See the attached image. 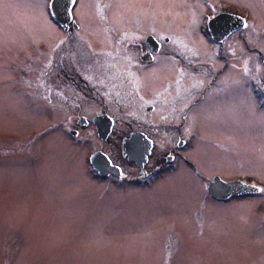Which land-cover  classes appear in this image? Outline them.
I'll list each match as a JSON object with an SVG mask.
<instances>
[{"label": "rangeland", "instance_id": "obj_1", "mask_svg": "<svg viewBox=\"0 0 264 264\" xmlns=\"http://www.w3.org/2000/svg\"><path fill=\"white\" fill-rule=\"evenodd\" d=\"M228 1L248 7L258 34L264 36V0ZM43 2L0 0V264L264 262V230H253L264 221L259 220L264 194L213 202L204 193L205 186L185 177L182 170L167 173L143 192L96 184L84 176L85 154L99 144L119 160V140L112 136L111 143L99 142L93 129L71 139L62 129L47 128L51 113L30 111L21 98L9 94L16 67L27 61L33 71L46 60L31 50L35 43L45 45L52 32ZM192 7L201 13L197 0H113L107 13L128 26L170 13L167 24L161 19L163 27L183 35L189 25V33H195V22L189 21ZM73 12L81 30L96 39L98 2L77 0ZM106 38L111 51L118 52V69H128L136 52L134 38L118 37L113 30ZM108 59L111 54L103 57ZM169 65L164 60L146 69L149 85ZM224 83L222 91L200 105L204 113L199 120L201 138L194 141L195 156L205 170L227 177L240 174L264 187V110L258 109L257 100L250 101L248 88L244 94L239 90L236 75ZM117 110L113 109L119 126L115 130L124 135L139 120L127 115L128 104Z\"/></svg>", "mask_w": 264, "mask_h": 264}, {"label": "flooded vegetation", "instance_id": "obj_2", "mask_svg": "<svg viewBox=\"0 0 264 264\" xmlns=\"http://www.w3.org/2000/svg\"><path fill=\"white\" fill-rule=\"evenodd\" d=\"M50 1L43 2L45 12H48L46 18L51 24L50 39L45 45L35 43L31 48L38 55L36 58L45 56L46 60L33 71L28 68L27 61L16 67L15 85L9 94L21 98V103L30 111L51 113L47 128L62 129L71 139L82 138L80 133L93 129L95 137L92 136L99 142H110L112 136L119 140L121 160L112 158L105 150L103 152L98 144L85 154L84 176L88 174L96 184L106 183L119 189L129 187L143 192L167 173L182 170L185 177L199 181L203 188L205 186L204 193L213 202L264 194L259 191L264 187L240 174L227 177L216 170H205L194 153V141L201 138L199 120L204 112H200V105L216 91H222L224 81L231 75L237 76L239 90L244 94L248 88L250 101L257 100L258 109L264 110V36L258 34L256 21L248 7L228 0H197L201 13L192 7L189 14V21L195 22V33H189V25L181 35L163 27L165 24L161 19L164 18L166 23L170 13L155 20L150 16L149 21H136L134 26H128L127 22H115V18L107 13L113 0H96L100 12L97 15L99 30L94 39L95 35L81 30L73 12L77 0L72 2L69 20L65 24H59L51 15ZM101 1L102 6L99 5ZM111 30L118 37L134 38V59L122 72L117 66L118 52L111 51L106 38ZM141 30L145 32L142 34ZM23 54L26 59L28 55ZM109 54L111 59L103 61V57ZM75 55H80V59H75ZM164 60L170 61L169 69H164L165 74L149 85L144 71ZM126 104L129 106L127 115L139 121L122 135L115 130L119 126L113 109L118 112L117 108ZM100 117L112 121L104 138L97 134V129L104 127L94 122ZM132 134L139 136L133 141L128 158L123 143ZM141 144L144 150L138 154ZM210 144L220 150L218 143ZM95 152H101L108 161L103 172H97L90 162V156ZM214 179L251 185L258 190L214 198L207 189ZM259 220H264V214ZM253 228L254 231L264 230V221Z\"/></svg>", "mask_w": 264, "mask_h": 264}, {"label": "water", "instance_id": "obj_3", "mask_svg": "<svg viewBox=\"0 0 264 264\" xmlns=\"http://www.w3.org/2000/svg\"><path fill=\"white\" fill-rule=\"evenodd\" d=\"M72 2L71 0H51L50 2V12L54 19L59 24H65L69 20L70 16V9H71ZM96 125L100 127H104L103 129H97V134L101 138H104L108 132L112 121L109 118L100 117L94 119ZM139 134H132L128 138L125 139L123 143L124 154L130 158L132 153L131 145L133 141L136 139L138 140ZM144 150V146L141 144L138 148V154H141ZM134 151V149H133ZM145 154V151H144ZM90 162L93 167L97 170V172H103L105 167L107 168L108 161L106 157L101 152H95L90 156ZM208 192L214 198H224L229 194H234L236 192H243V191H256L258 190L257 187L246 185L238 182H230V183H223L217 179H214L213 182L208 184Z\"/></svg>", "mask_w": 264, "mask_h": 264}, {"label": "snow or ice", "instance_id": "obj_4", "mask_svg": "<svg viewBox=\"0 0 264 264\" xmlns=\"http://www.w3.org/2000/svg\"><path fill=\"white\" fill-rule=\"evenodd\" d=\"M71 2H74V0H71ZM246 26V25H245ZM259 191H264V189H259Z\"/></svg>", "mask_w": 264, "mask_h": 264}]
</instances>
